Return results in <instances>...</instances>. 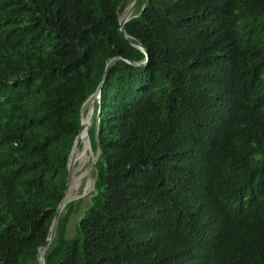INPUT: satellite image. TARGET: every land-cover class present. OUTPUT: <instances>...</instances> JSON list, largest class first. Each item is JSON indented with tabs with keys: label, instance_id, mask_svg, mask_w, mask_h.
Here are the masks:
<instances>
[{
	"label": "trees",
	"instance_id": "16d2710c",
	"mask_svg": "<svg viewBox=\"0 0 264 264\" xmlns=\"http://www.w3.org/2000/svg\"><path fill=\"white\" fill-rule=\"evenodd\" d=\"M129 2L0 0V264H37L114 56L43 263L264 264V0H139L122 33Z\"/></svg>",
	"mask_w": 264,
	"mask_h": 264
},
{
	"label": "water",
	"instance_id": "95a60500",
	"mask_svg": "<svg viewBox=\"0 0 264 264\" xmlns=\"http://www.w3.org/2000/svg\"><path fill=\"white\" fill-rule=\"evenodd\" d=\"M138 1L139 0H130V2L125 6V7H127V14L129 13V16L128 17H125L123 20H120L119 17H118L119 30L122 33H124L123 26L122 25L131 16V11L133 10L135 4ZM125 37L127 38V40L131 44H133L134 46H136L137 48H139L144 53V58L141 61L135 62V63H137V64H144L146 62V60H147V57H148L146 49L134 37H131V36L127 35V34H125ZM117 57H119V56H114V57L110 58L106 62L105 66H104V70H103L102 76H101V79H100L98 85L96 86V88L94 89L93 93L90 94V96L92 95V98H91V101H90V105H89L88 109L86 110V112H89L90 122H91V119H92V117H93V115L95 113V110L97 108V105L99 103V92H100L101 84H102V81H103V79L105 77L106 71H107L108 67L111 65V63ZM125 60H127V59H125ZM127 61H129V60H127ZM87 98L80 105V109H79L80 124H79L78 131H77V133H76V135H75V137L73 139V142H72V145H71L70 151L68 153V157H67V163H66V166H67V175H66V180H65V186L63 188L62 196H61L59 202L56 205L55 212H54L53 218L51 220V223H50V226H49V230H48L47 236L44 239V241L37 248V253H36L37 264H44L43 263V258H42V251H43V249L41 251V248L42 247L44 248L47 245V243L49 242V240L51 239V237L53 236L58 213H59L60 209L62 208V206L64 205V203H62V198H63L64 192H65V190L67 188V185L69 183V179H70V175H71V171H72V163H73V160H74L72 158V154L74 153V151L77 149V147L80 144L79 130L81 129V125H82L81 124L82 105L87 100ZM90 122H89V124H90ZM87 129H88V127H87ZM86 134H87V131H86Z\"/></svg>",
	"mask_w": 264,
	"mask_h": 264
},
{
	"label": "rangeland",
	"instance_id": "374dc122",
	"mask_svg": "<svg viewBox=\"0 0 264 264\" xmlns=\"http://www.w3.org/2000/svg\"><path fill=\"white\" fill-rule=\"evenodd\" d=\"M122 12L119 13V16ZM89 97L87 98V100L92 98V97L91 98H89ZM84 104H83V106H84ZM89 105H90V102L87 104V107H86L85 112H84V115H86V118H87V120H85L86 124L89 121V112H86ZM83 111H84V109L82 110V112ZM84 115H83V118H84ZM77 149L80 151L82 150L83 154L78 159L73 160V163H72V171H71V175H70V179H69V181L71 180V187H70V191H69L68 200L76 199L78 197H81L82 200L79 204L78 211L71 214L69 217V220L67 222V227H66V234L67 235H72L75 232L76 219L81 214L86 203H88L90 192L93 190V180H94L93 160L95 158L96 153H94L91 150V148L89 146V142H88V145H86L85 142H82V143L80 142Z\"/></svg>",
	"mask_w": 264,
	"mask_h": 264
},
{
	"label": "bare ground",
	"instance_id": "6f19581e",
	"mask_svg": "<svg viewBox=\"0 0 264 264\" xmlns=\"http://www.w3.org/2000/svg\"><path fill=\"white\" fill-rule=\"evenodd\" d=\"M127 7H125V9H126ZM124 9V10H125ZM123 10V11H124ZM129 16V13L127 14V9L125 10V12L119 17V19L120 20H123L125 17H128ZM91 101V99L83 106L82 105V110L84 109V111L83 112H81V124H82V130H81V132L79 133V138H80V136L83 134V137H82V142H84L85 141V144L86 145H88V138H87V134H86V121L85 120H87V118H86V115H84V112H85V109H86V107H87V104L89 103ZM86 102V101H85ZM84 102V103H85ZM83 103V104H84ZM83 115H84V118H83ZM85 147V146H84ZM88 151V150H87ZM81 153H83V151L81 150L80 151V154ZM100 154V153H99ZM73 155V154H72ZM73 174V173H72ZM91 176V175H90ZM70 187H71V180L69 181V183H68V185H67V188H66V190H65V192H64V195H63V198H62V203H65L67 200H68V198H69V191H70ZM80 187V186H79ZM91 191V190H90ZM89 191V192H90ZM42 249H43V247L41 248V251H42Z\"/></svg>",
	"mask_w": 264,
	"mask_h": 264
}]
</instances>
